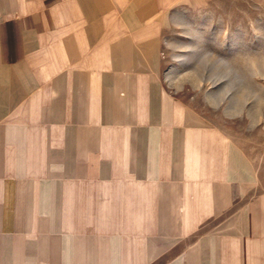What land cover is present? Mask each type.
<instances>
[{"label": "crops", "instance_id": "crops-1", "mask_svg": "<svg viewBox=\"0 0 264 264\" xmlns=\"http://www.w3.org/2000/svg\"><path fill=\"white\" fill-rule=\"evenodd\" d=\"M172 3L0 0V264H264L262 179L161 81Z\"/></svg>", "mask_w": 264, "mask_h": 264}, {"label": "rangeland", "instance_id": "rangeland-1", "mask_svg": "<svg viewBox=\"0 0 264 264\" xmlns=\"http://www.w3.org/2000/svg\"><path fill=\"white\" fill-rule=\"evenodd\" d=\"M166 7L160 77L185 110L177 119L188 114L190 134L204 142L205 172L220 163L222 174L238 178L245 154L262 179L255 189L264 190V0H173ZM229 154L230 167L223 163Z\"/></svg>", "mask_w": 264, "mask_h": 264}]
</instances>
